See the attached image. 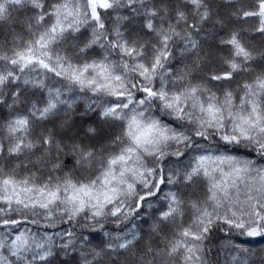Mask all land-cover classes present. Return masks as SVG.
<instances>
[{"label": "snow or ice", "instance_id": "snow-or-ice-1", "mask_svg": "<svg viewBox=\"0 0 264 264\" xmlns=\"http://www.w3.org/2000/svg\"><path fill=\"white\" fill-rule=\"evenodd\" d=\"M264 0H0V264H264Z\"/></svg>", "mask_w": 264, "mask_h": 264}, {"label": "trees", "instance_id": "trees-1", "mask_svg": "<svg viewBox=\"0 0 264 264\" xmlns=\"http://www.w3.org/2000/svg\"><path fill=\"white\" fill-rule=\"evenodd\" d=\"M251 243L254 244V246H264V242H261V241H251Z\"/></svg>", "mask_w": 264, "mask_h": 264}]
</instances>
